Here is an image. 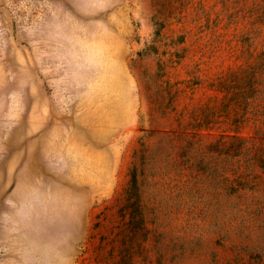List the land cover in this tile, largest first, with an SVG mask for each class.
I'll list each match as a JSON object with an SVG mask.
<instances>
[{
  "label": "rangeland",
  "instance_id": "rangeland-1",
  "mask_svg": "<svg viewBox=\"0 0 264 264\" xmlns=\"http://www.w3.org/2000/svg\"><path fill=\"white\" fill-rule=\"evenodd\" d=\"M0 264H264V0H0Z\"/></svg>",
  "mask_w": 264,
  "mask_h": 264
}]
</instances>
